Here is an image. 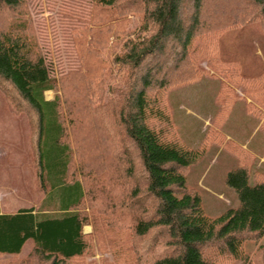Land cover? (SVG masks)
I'll return each mask as SVG.
<instances>
[{
	"label": "trees",
	"instance_id": "obj_1",
	"mask_svg": "<svg viewBox=\"0 0 264 264\" xmlns=\"http://www.w3.org/2000/svg\"><path fill=\"white\" fill-rule=\"evenodd\" d=\"M1 13L0 90L28 120L43 195L0 214V255L30 244L7 264H264V180L237 165L238 204L208 215L167 102L216 73L264 107V0H0ZM94 247L111 260L85 261Z\"/></svg>",
	"mask_w": 264,
	"mask_h": 264
},
{
	"label": "rangeland",
	"instance_id": "obj_2",
	"mask_svg": "<svg viewBox=\"0 0 264 264\" xmlns=\"http://www.w3.org/2000/svg\"><path fill=\"white\" fill-rule=\"evenodd\" d=\"M48 14L37 13V17ZM244 36L251 39L252 30L245 29ZM259 50L251 49L252 52L258 51L257 58L254 55L258 66L264 63V53ZM201 65L205 66V63ZM263 84V81L258 82L257 90ZM44 97L52 99L53 92L46 91ZM167 98L171 120L181 141L198 150L195 161L186 169V184L199 192L202 206L208 215L216 216L236 206L237 195L225 183V176L230 170L242 164L250 172L251 184L264 180V107L261 108V102L248 93V88L245 91L241 86L229 84L227 78L216 73L172 86ZM7 104L5 94L0 90V177L2 171L7 172V182H11L8 185L10 194L15 202L29 200L28 204L34 205L42 193L34 180L31 162L34 154L29 143L28 120L24 113L9 112ZM9 159L12 160L11 165ZM9 166L13 167L9 169ZM25 177L30 183H22L20 186V181H24ZM53 206L49 203L47 207ZM82 209L90 215L91 209L86 199ZM83 232L92 234L91 224L85 225ZM258 242L264 244V235ZM29 245L17 257L0 255V264L21 260L27 256ZM255 247L253 243H247L246 251L254 254ZM104 260H111V254L97 247L85 258L87 262L101 263Z\"/></svg>",
	"mask_w": 264,
	"mask_h": 264
},
{
	"label": "crops",
	"instance_id": "obj_3",
	"mask_svg": "<svg viewBox=\"0 0 264 264\" xmlns=\"http://www.w3.org/2000/svg\"><path fill=\"white\" fill-rule=\"evenodd\" d=\"M8 161L10 162V165H11L12 160L9 159ZM11 167H13V166H9V169ZM1 173H2V175L0 177V214L13 213V212H16L20 208H25V207H30V206L37 207L40 205V203L43 200V195L38 198L37 204H34V205L28 204V202H30L29 200L23 201V203L15 202V200L11 196L12 194H10L11 190H10L8 185H10L9 183H11V182H7L8 176L5 174L7 172L2 171ZM22 183H24L23 185H25V184L30 183V182H27V179L25 177L24 181H20V183H19L20 186H22ZM14 191H15V193L17 192L15 189H14ZM25 202L27 204L24 206Z\"/></svg>",
	"mask_w": 264,
	"mask_h": 264
}]
</instances>
